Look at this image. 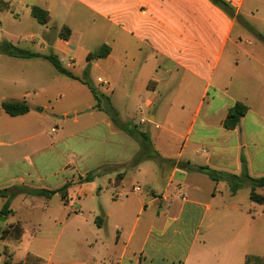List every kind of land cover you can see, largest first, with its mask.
Listing matches in <instances>:
<instances>
[{
    "label": "crops",
    "instance_id": "0c3cea01",
    "mask_svg": "<svg viewBox=\"0 0 264 264\" xmlns=\"http://www.w3.org/2000/svg\"><path fill=\"white\" fill-rule=\"evenodd\" d=\"M225 1L234 15L210 0H0V15L21 17L15 5L29 16L33 6L47 10L56 30L47 28L40 38L30 36L41 40L40 51L31 49L27 37L20 38L26 44L21 48L42 55L53 51L71 71L75 52L88 38L102 37L97 51L107 46L110 52L93 60L91 71L99 75L119 114L131 113L130 106L137 107L139 115L149 113L150 122L142 124L143 117L140 123L164 160L238 176L244 157L250 176L258 179L264 177V14H260L264 0ZM64 26L71 29L68 40L59 36ZM91 53L84 51L85 69ZM22 60L36 69L48 61ZM60 76L64 84H72L73 79ZM28 98L23 101L28 103ZM238 102L249 111L235 129L227 130L224 121ZM76 111L63 112V118ZM95 127L98 154L78 150L79 157L62 168L69 176L53 187L55 174H43L26 159L37 152L59 154L58 146L66 141L48 143L24 156L0 154V190L21 184L54 190L72 183L66 201L55 195L69 215L54 227L44 226L52 198L23 196L17 208H13L17 198L12 201L13 214L0 221V229L20 223L24 234L21 240L8 242L20 244L26 239L30 219L25 212L43 214L34 222L25 256L15 259L9 253L14 263H25L28 255L38 260L36 264H246L248 255L264 257V206L258 210L250 200V186L244 187L248 190L244 201L239 198L241 190L232 194L227 183L214 182L201 172L155 160L133 166L139 145L117 130L109 117ZM18 128L15 132L24 136ZM52 134L56 137L58 131ZM11 145L0 140V147ZM54 160L50 155L43 164L48 167ZM96 170L92 181L78 182ZM136 171L145 178L141 197L130 185ZM119 175H123L120 181ZM129 193L134 198L125 199ZM257 193L264 195V188ZM4 203L0 198V209ZM154 207L156 221L138 230L140 215ZM172 208L175 212L170 215ZM77 217L81 219L76 221ZM73 228L75 236H63ZM72 242L82 250L78 257L71 256Z\"/></svg>",
    "mask_w": 264,
    "mask_h": 264
},
{
    "label": "rangeland",
    "instance_id": "374dc122",
    "mask_svg": "<svg viewBox=\"0 0 264 264\" xmlns=\"http://www.w3.org/2000/svg\"><path fill=\"white\" fill-rule=\"evenodd\" d=\"M16 12H19L21 17L15 18L11 13L4 12L0 15V29L3 28V31L0 32V44L11 43L15 47L21 48V46H26L23 40L20 41V38H28L27 41L35 44L28 43L31 49L34 51H40L41 40L37 42L30 39L31 35L41 36L43 31H46L47 28L51 30H56L57 26L55 23H48L46 26H43L38 23L36 19L29 15H23V12L20 11L22 7L15 5ZM260 14H264V10H261ZM51 21V20H50ZM56 33V31H54ZM264 34V33H263ZM264 39V35H263ZM102 37H91L82 45V50L75 52V64L73 65L72 71L78 74L80 77L83 76L86 66V52H95L103 44ZM261 42H264L261 41ZM27 43V42H26ZM23 49V48H21ZM27 50V49H25ZM53 51L47 52L50 54ZM1 54V53H0ZM0 58V140H5L6 142L11 143V147H0V154H4L7 151L10 152H21V156L26 155L27 153H33L37 150H40L43 146L48 143H53L56 141H66L58 146L60 151L59 154L55 153H35L31 158H27L26 161L36 163L40 171L44 174H55L53 186H56L64 178L68 177L69 174L62 172V168L66 162L69 160H75L78 158L79 152L87 151L89 154L92 152L98 154L97 150L99 148L100 139L97 137L98 129L96 124L102 122L104 119H108V115L103 111H98L95 108L96 101L93 98L90 90L82 83L73 80L72 84H64L57 77H61L54 68V66L49 61H44L45 65H39L40 68L29 67L25 65L22 59L13 58L5 54H1ZM5 55V56H3ZM42 61V60H39ZM91 71V69H90ZM90 82L97 88L100 92L106 93L107 90L104 85L101 84L98 74H95V71L90 73ZM29 95V96H27ZM25 97L28 104L30 105V114L26 117L19 118L18 120H13L11 116L6 114L1 110V104L4 101H23ZM91 105L93 107L89 108ZM132 111L131 113L122 111L120 113V118L125 122H132L140 130L145 131L146 128H143L140 121L143 118L144 122L142 124H148L150 121L147 118L149 113L144 111V115H139L137 107L130 106ZM68 110H77L76 115L71 113L68 118H63V112ZM78 119V122H75V117ZM164 115L162 119H166ZM18 127H22V133L25 135H19ZM58 131V136L54 137L52 134V129ZM86 132L79 136V132L82 130ZM9 131V132H8ZM27 133V134H26ZM39 134L38 137L34 138L30 142H19L15 144V141H21L28 136H35ZM86 139V140H85ZM133 140V139H132ZM135 141V140H134ZM85 142V145L82 143ZM136 142V141H135ZM137 143V142H136ZM138 144V143H137ZM73 150L69 153V150ZM50 155L55 156V160L52 165L46 167L43 162ZM95 158V157H94ZM36 161V162H35ZM94 162V160H93ZM135 176L130 178V185L139 186L142 188L145 182V178L139 173L134 172ZM79 181V180H78ZM129 185V186H130ZM133 193V192H132ZM143 192L137 193L141 197ZM264 194V193H263ZM25 195H18L16 198V203L13 208L21 206L22 197ZM19 197V198H18ZM128 197L134 198L133 194H130ZM240 200L247 201L248 199V190L243 188L239 194ZM144 202L146 199H143ZM61 202L59 196L55 198L52 197V203L49 211L46 213L47 217L44 220L45 228L54 227V225L60 221L63 222L65 218L68 217L69 211L63 210L61 207ZM257 209L261 207L260 205H255ZM156 208L148 209L144 214L140 215L139 229L141 230L147 223H154L156 221L155 216ZM175 212V209H171L169 214ZM256 213H254L255 215ZM26 218L30 219V222L27 223V237L20 244L2 241L0 239V264H4L5 260L8 257H5V253H9L15 259H21L25 256V248L28 243V237L33 232V225L36 220L43 218V214L34 213L33 216H28L25 212ZM45 215V216H46ZM75 213H70V217L74 218ZM2 217V216H1ZM164 214L161 215L162 219H165ZM81 217H77L76 221L80 220ZM76 229H68L63 235L64 237H73L75 236ZM73 232V233H72ZM78 241V238L77 240ZM74 244V242H72ZM70 244L72 248L71 256L78 257L81 254V248L77 244ZM7 250V251H6ZM38 262V261H37ZM36 262V263H37ZM31 264V263H30Z\"/></svg>",
    "mask_w": 264,
    "mask_h": 264
},
{
    "label": "trees",
    "instance_id": "16d2710c",
    "mask_svg": "<svg viewBox=\"0 0 264 264\" xmlns=\"http://www.w3.org/2000/svg\"><path fill=\"white\" fill-rule=\"evenodd\" d=\"M210 1L216 6L222 8L224 11L234 15V9L225 0ZM4 6L6 8H9L7 4H4ZM31 16L43 26H46L51 20L50 13L39 6H33L31 8ZM70 35L71 29L66 26L61 29L59 34V36L64 40H68ZM109 52V47L104 46L97 52L89 54L87 57L88 65L83 73V76L80 77L75 75L68 68H66L63 62L54 53L42 55L40 53H35L30 50L15 47L11 43H2L0 45L1 54H5L18 59L43 58L45 60H48L54 66L58 73L84 84L90 90L93 98L96 101L95 108L99 111L105 112L109 116L113 126L117 130L125 133L138 143L140 151L132 161L133 166H138L146 160H155L161 164L167 162L170 163L172 166H178L179 168H184L188 171L201 172L207 175L214 182H225L229 186L230 192L232 194H236L238 191L248 185L251 188L250 200L258 205L264 206V195L257 193L258 189L264 188V177L258 179L252 178L249 174L247 163L244 157H242V173L238 176L226 172H219L209 167H196L190 165L189 163L178 162L176 160L166 161L161 157L158 151L154 149L151 139L146 132L140 130L132 122L123 121L120 118L119 112L114 107L111 98L105 93H102L97 88H95L89 80V74L91 69L90 63L93 60L107 57ZM30 109V105L26 101H4L1 104V110H3L6 114L11 117H17L28 114L30 112ZM248 111V106L241 102L236 103V105L233 107V109H231L224 121V128H226L227 130L235 129L240 124L241 119L246 116ZM97 172L98 170L92 171L86 174L84 177H80L78 182L83 183L92 181L95 178ZM122 179L123 175H119L118 180L120 181ZM71 185V182H67L61 188L54 190L32 188L23 184L15 185L7 189H2L0 190V198L4 199L5 203L0 209V216L8 218L10 215L13 214V210L11 208L12 201L18 195L21 194L25 196L45 197L48 199H51L56 194H60L62 199L66 201L68 198V190ZM96 222L98 225H101L99 219H97ZM23 234L24 229L20 223L11 224L4 230L0 229V239L2 241H19L21 240ZM5 255L8 257V259L5 260L4 264H36V262L38 261L35 257L28 255L25 263H14L12 261L11 255H8L7 252L5 253ZM246 264H264V257L248 255L246 257Z\"/></svg>",
    "mask_w": 264,
    "mask_h": 264
},
{
    "label": "built area",
    "instance_id": "2783aa9c",
    "mask_svg": "<svg viewBox=\"0 0 264 264\" xmlns=\"http://www.w3.org/2000/svg\"><path fill=\"white\" fill-rule=\"evenodd\" d=\"M52 131H53V132H56V129H53ZM133 191H134V192H142V188L139 187V186H134V187H133Z\"/></svg>",
    "mask_w": 264,
    "mask_h": 264
},
{
    "label": "water",
    "instance_id": "95a60500",
    "mask_svg": "<svg viewBox=\"0 0 264 264\" xmlns=\"http://www.w3.org/2000/svg\"><path fill=\"white\" fill-rule=\"evenodd\" d=\"M6 220H7V218H4V217H1V216H0V221H2V222H6Z\"/></svg>",
    "mask_w": 264,
    "mask_h": 264
}]
</instances>
